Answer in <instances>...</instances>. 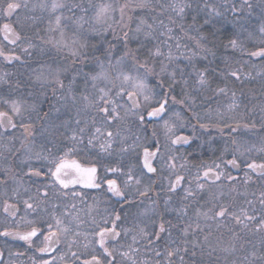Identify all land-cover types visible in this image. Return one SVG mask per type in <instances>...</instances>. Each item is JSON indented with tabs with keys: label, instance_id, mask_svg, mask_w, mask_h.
<instances>
[{
	"label": "snow or ice",
	"instance_id": "obj_1",
	"mask_svg": "<svg viewBox=\"0 0 264 264\" xmlns=\"http://www.w3.org/2000/svg\"><path fill=\"white\" fill-rule=\"evenodd\" d=\"M247 3V0H245ZM26 7L27 5H22L20 0H7L6 7L0 9V16H3L5 20H9L18 9L21 7ZM43 7V6H42ZM64 5L59 2V0H52L51 4V12L55 13L58 9H62ZM74 7H79L76 5ZM151 0H140L139 3L131 4L129 2H125L117 7L113 6L111 3H101L99 5H90L91 11L93 15L85 20L84 16L78 18L77 24L79 28H83L84 23H89L88 33H83L81 36H74L71 40H67L64 38L65 33L63 28H61V16H56L55 24L56 29H50L51 31L59 30L60 39L55 41H48V43H54L55 47L58 49H67L69 54L73 57L74 66L75 65H83L85 68H88V71L77 70L75 75L71 77L67 88L65 89V85L63 81L60 79L61 72L67 71V69H55L49 70V75L51 76V82H54L59 86L61 90L64 91V94L57 97L58 102H63L65 110H68L70 106H74L77 102H82L84 104V108L95 107L97 112L105 118V123H111L115 120L123 119L118 112V108L122 107L121 105H117L115 100L112 98L111 93L115 89V95L117 97L127 96L128 99L132 103V109H126V114L128 111L136 110L139 107V96L143 95L144 100L149 101V95L145 94L146 89L148 88L144 79H142L138 74L143 71L145 74L152 73L154 69L149 66L147 59L141 60L139 52L140 49L144 47V43L150 39L156 40L160 37H164V39L155 46L154 50L149 49V56L152 58H160L165 54L162 51V47L167 45L169 48L167 58L169 61H172V53L169 41H175V47L180 48V41L187 37L188 39L195 42V46L198 50L203 51L205 53L204 59H207L208 54L215 55L213 52V47H209V45L214 46V41L216 39L215 31H208L205 33L204 25H211L212 28H215L212 17H220L224 15L219 11V9L215 5H211L207 3L205 0L204 5H197V9L204 10L207 12L208 18L204 20L203 25L196 27V35L189 36L188 32L185 30L183 23L177 24L176 20L172 18V16H168L169 24L172 27H169L164 23L163 20L156 21V18L153 17L154 23H148L145 19H139L138 21H133V17L128 15L130 11H134L135 9H148L151 8ZM168 7L176 14V16L183 20L186 9H192V3L182 2L177 4L168 5ZM251 7V5H249ZM82 11L87 14L89 11L88 8L82 9ZM119 12V20H116V13ZM196 11V9H193ZM231 11L234 13H238L240 10L236 8L235 5H232ZM127 17V19H125ZM194 23L196 22L197 17H192ZM26 21L17 20L16 26L14 27L12 23H3L0 25V31L4 32V39L9 40L10 43L16 44L18 41L23 39L21 32L17 31L16 28L19 27L23 30L24 24ZM135 23L136 27L133 29L131 24ZM115 25V26H114ZM117 27L120 29V33H117ZM193 25H189L188 28H192ZM159 29H163V31H159ZM175 30H179L183 33V36L175 35ZM159 31V36L155 35V33ZM261 34H264V25H262L259 29ZM92 34L91 36L89 35ZM111 33L114 37V40H109L107 38V34ZM143 34L145 37V42H142L139 37ZM95 38L97 40V44L92 45L93 55H89V44L88 39ZM132 43H136L138 45L137 48H131L129 45ZM106 45V47H105ZM35 47V45L29 43L24 49V52H28L30 48ZM187 47V45H185ZM226 47H231L232 49H237L241 47L238 43L237 38L229 39ZM119 52V55H117ZM95 53H99V55H95ZM199 55V51L192 52L191 57H195ZM251 56H259L264 58V48H260L255 52L250 54ZM0 56H3L6 60H19L18 56L14 54H6L3 50H0ZM191 57L188 59L191 60ZM168 69V65L161 63V73L166 72ZM83 76V84L84 88L81 91L79 97L75 94V87L77 83V78ZM169 77L173 80V83H176V70L168 73ZM197 75V84L203 88L208 86L207 79V69L199 71L196 73ZM232 77L239 78L236 72L231 73ZM37 79H41L40 76H37ZM185 85L187 81H184ZM100 84H104V87H99ZM91 86L97 93V96L94 98H90L87 94L88 87ZM111 85V87H109ZM131 88L132 90H129ZM55 92V89H53ZM226 92L225 88H218L216 90V94H223ZM31 95V94H29ZM167 96V94H165ZM233 102L228 106L229 110L236 108L238 105L235 99V93L232 94ZM186 99L181 100V104L187 103L191 105H195L196 98L194 96L185 94ZM175 99V97H173ZM167 99L159 104V107L153 108L151 111L147 112V116L151 118H163L161 114L165 113L166 110ZM101 105H103L101 107ZM31 108L32 111L38 113V119L43 121L44 124L48 123V118L50 113L48 111L43 112V116H39V112L42 111L41 107H38L36 104L28 105L27 101L16 100L10 103L11 113L9 115L6 111H0V125L4 124L5 119L7 120V126L11 128H15L16 124L13 123L12 116H20L26 110ZM53 110L57 113L60 112L59 108H55L53 106ZM81 110H78L77 115L79 116ZM175 116L179 117L178 113H174ZM216 115L223 120L224 114L216 110ZM140 123L144 122V116L138 117ZM76 128L71 130V135L67 136L66 139L70 140L73 147L67 148L65 150L58 149L57 155L52 154V150L45 149L44 145L40 146V151L35 153L34 158L36 160H45L48 161L51 165L47 168L45 172L42 168H29L30 173H34L37 177L40 176H50L52 177L53 184H58L62 186L63 189L69 187V185L82 184L87 188L99 189L101 188L102 183H106L107 191L110 192L114 197L120 198L125 203V206H131L132 202L128 199L126 194V189L130 185L139 186L141 184V179L133 174V170L130 168L128 172L125 174L121 171L120 168H107L106 171L108 173H112L113 175H126L127 179L123 182V189L121 185L118 184L116 179H107L106 181L101 180L100 183L97 182V167L93 164L90 167H84L81 163L71 157H74L79 146L85 145L88 147H95L96 142L100 140L101 137H104V142L99 143V149L104 153H111L113 147L114 134L111 131L102 132L100 127L89 128L87 122H85V127H80L81 120H75ZM92 124L95 125V120L92 121ZM201 129H205L209 127L208 125L201 124L199 125ZM24 132L26 133L25 141H28L29 137H33L36 135L35 126L31 123L29 124H21ZM65 127H67V122L65 123ZM164 127L167 130L168 139L172 146L176 145H187L190 144L192 137L189 136H174V125H170L168 120L164 121ZM193 132H195L196 125H193ZM229 129L230 133L237 132L239 125L226 126ZM245 128L248 125H244ZM54 128V126H53ZM48 127H45L43 124L40 129L41 135L43 133L48 132ZM223 129H221L222 131ZM91 133L88 135V133ZM119 135V133H117ZM155 135V133H153ZM139 139V138H137ZM25 141L21 142L22 148L26 150L25 162L33 159L31 145H34V140L30 143H25ZM211 142V141H210ZM46 143H50V141H46ZM122 143L124 141L122 140ZM232 144L234 146V153L232 155V159L227 161V165H231L234 168H238V160L237 153L239 155H244V152L240 150V146L237 144L235 139L232 140ZM139 145L134 141L132 145H125L120 149V152L128 153L130 151H134ZM19 151V150H17ZM247 151V149H246ZM260 151H264V148L260 149ZM47 152V155L44 153ZM159 155V147H157L156 151H150L148 147L143 148V164H142V174H154L157 169L153 166V160ZM51 157V158H50ZM170 163L168 167L170 169L175 170L176 165L173 158H169ZM184 165H181L183 168ZM246 168L253 172H258L259 174L264 175V162L257 164L254 160L250 163H246ZM146 170V171H145ZM225 175L221 164H215L214 167L209 166L203 171V177L205 179L211 177L213 182L219 181L221 177ZM247 177V173H246ZM184 177L181 175H176L175 181L169 182L168 192L175 193L183 181ZM200 177H197V181H199ZM229 181L235 180V177L227 176ZM247 182V181H246ZM198 190L204 189V184L197 183L196 185ZM138 190V189H137ZM150 190L149 186H145L144 191L140 192V196L144 198H148L147 193ZM185 195L184 200H188L190 197H194V192L191 188L184 189ZM47 193L45 192V196ZM67 195V193H65ZM77 194H74V197ZM262 199L261 204H264V193H261ZM165 203V211L167 212H175L178 221H182L183 217H186L188 214V208L186 205H181L179 208L170 209L167 206L171 203V197L164 201ZM25 209L30 210L31 212H36L40 204L29 203L28 200L24 201ZM153 205H155V201H153ZM76 206L72 205L71 210H66L64 216L71 217L69 222L66 224L63 219L57 218L54 216L55 225L48 224L47 225V234L45 235L39 228L32 227L30 231L21 233L19 231H9L5 229L3 232H0V236H15L19 237V239L32 243V238L36 237L38 233L44 236V247L39 248L40 252H49L52 250V245L57 243L61 236H66L70 232H73L72 224L75 223L76 227L79 228L84 224V221L80 219L79 216H74L73 212L75 211ZM16 206L5 204L4 211L9 213L10 215L15 216ZM154 210V209H153ZM211 211V209L209 210ZM197 218L203 216L205 221L207 220H223L225 217H233L238 224H243L245 221H253L256 219L255 216H249L247 211L241 209L239 214L230 211L227 206H220L218 211H215L212 216L208 215V212H200L197 210L196 212ZM243 217V219H242ZM120 220V216L117 214L115 219L111 222V227H102L99 228V231L95 232V236L98 237L97 243L103 249V252L106 256H113L112 251H110L107 247H105V242L109 238V236L115 238L120 235V232L116 230L117 221ZM105 224L108 223L107 220L103 221ZM29 224L33 223V221H28ZM95 224V221H93ZM169 227H166L165 222L161 220L159 224V230L153 233H148L145 228L138 227L133 229H125V235L133 232L132 243L136 244L137 236L141 239H145L148 241V245L151 247L154 243L158 242L161 239V234L168 232L170 233V228L175 227L171 225V222H168ZM219 226V225H218ZM259 230H264V218L260 220L259 225L257 226ZM192 229V224H182L180 227V234L182 237H187L189 235V231ZM204 229L201 228L200 223L195 224V231L202 232ZM76 236L81 235L79 232L73 233ZM155 236L156 240L153 241L150 237ZM208 242V236L204 237V243ZM75 241L72 242L74 244ZM175 243V242H173ZM185 247L181 249V247H169L165 246L164 250L161 252L155 248H152L154 255L158 258L156 264H162V261H166V264H173V260L175 257L179 256L180 264H188V261H185L184 255H189V260L192 264H197V252L195 249L197 247L201 248V256H203V248L197 241L193 240L189 242L187 239L183 241ZM191 243V248L193 249L191 252L188 248V244ZM72 244H69V247H72ZM208 252V255L211 256L212 252L215 251L214 248H211ZM183 251L184 255H181ZM227 251V249H225ZM139 249L133 248L129 246L128 252H123L121 255L125 257L130 264H137L136 260L133 259V255L138 253ZM131 253V254H130ZM72 257L79 260L77 253L73 252ZM63 259V257H62ZM43 264H54V261H44ZM83 264H103L99 256L93 255L90 260H86ZM108 264H113V261H109ZM200 264H203L201 261Z\"/></svg>",
	"mask_w": 264,
	"mask_h": 264
},
{
	"label": "flooded vegetation",
	"instance_id": "obj_2",
	"mask_svg": "<svg viewBox=\"0 0 264 264\" xmlns=\"http://www.w3.org/2000/svg\"><path fill=\"white\" fill-rule=\"evenodd\" d=\"M1 33L2 36H4V32L2 31ZM9 46L12 48L11 43ZM0 50H3L6 54H13L8 52L6 47L4 49L0 47ZM241 53L244 62L242 64L227 66L225 68L223 66H211L209 68L201 67L199 71L207 68L213 70L210 71L213 73L212 75L209 77L207 75V87L201 88L197 84V71L194 72L189 68L184 74V81L186 80L187 84L185 85L183 81L182 90L184 98L182 99L185 100V94H188L196 98V103L195 105H191L186 101V103L183 104L186 128L182 131L175 132L173 136V139L175 136L181 135L192 137L190 144L173 146L174 152L178 150L183 152L184 163V169L178 174L183 176L184 179L175 193L168 192V188L165 187L166 178L159 175L160 168L157 163L159 155L153 161V165L157 169L156 173L147 175L142 174V150L140 156V172L143 177H140L142 183L139 186L142 189V186L147 184V186L150 187L149 192L153 191L151 195H149L148 192L147 196H153V199L157 201H165L170 196L171 203L169 206L171 209L179 208L186 203L188 214L186 217H183L184 223L187 217L196 213L195 210L199 209L201 204H206L207 196L201 193L204 190H198L196 185L198 182L205 184L208 180L213 182L211 177L207 179L203 177V171L209 167L208 163L210 160L211 162L215 160V164H221L224 173L227 174L225 177L227 182L229 181L227 176L230 175L235 177V180L231 181L233 182L231 185H233V187L235 186V188L229 186L232 188L231 190L235 192L246 191L243 187H238V184L234 185L235 181L238 180L236 176H243L247 173L248 180H250L254 175H262L258 172L248 170L246 164L241 163L238 159V168H234L231 165L225 166L227 161L232 159L234 153V146L232 144L233 139H235L237 143L239 140L243 139L249 148H255L256 140L264 135V58L251 56L250 54L252 52L246 50H242ZM0 59L10 63L15 61V59L6 60L3 56H0ZM250 59H257L259 64H248L247 62L250 61ZM232 72H236L239 78L232 77ZM161 88L164 89V93H166L167 96L163 95L162 99L153 108L159 107V104L167 99L166 110L162 115V119H164L168 116L169 111L172 110L170 103L172 102L170 96L172 92L170 88L172 87ZM218 88H225L226 92L223 94H216ZM233 93H235L238 106L229 110V105L224 103V100L231 104L233 102ZM223 97L226 99H223ZM140 108L139 103V107L136 110H140ZM217 109L224 114L223 120L216 115ZM0 111L5 110L1 109ZM144 118L151 128L159 127V122L162 120L161 118L150 120L147 118V113L144 115ZM60 120L61 117L59 116V123L55 124L54 128L51 126L48 132H45L41 136L43 137L41 141L45 149L50 148L53 155L58 154V149L65 150L73 147L71 141L66 139V137L70 136L71 130L76 128V119H72L71 126L67 125L66 128H56L57 125L62 126ZM13 123L16 124L15 120ZM201 124L208 125L209 127L201 129L199 126ZM193 125H196L195 132H193ZM236 125L240 127L235 133H230L228 127H226H235ZM244 125H248V127L245 128ZM68 126H70V128ZM80 127H83L82 123ZM221 129L223 130L221 131ZM20 130L23 135L26 136L23 128ZM15 131L16 128L10 127L9 129H5L0 125V232L8 229L9 231L24 233L30 231L32 227H36L46 235L47 225H55L54 216L63 219L66 224L69 222L71 217L64 216V213L66 210H71L72 205L76 206L73 215L79 216L80 219L84 221V224L77 228L75 223H73V232H70L66 236H61L59 241L52 245V250L49 252L39 251V248L45 246L43 242L44 236L40 233L32 238L31 244L19 239V237L0 236V264H43L44 261H54V264H83L84 261L90 260L93 255L99 256L103 264H108L109 261H113V264H130V261L121 255V253L129 251V246L139 249V252L133 255V259L136 260L137 264H151V262L154 261L153 258L142 255L143 250L141 238L139 236H137L138 243L133 244L132 236L135 233L130 232L125 235L123 231L125 229L140 227L142 220L137 217L138 214L136 211L133 213L134 215H128L126 208L124 209V201L120 200L118 197H114L108 192L106 183H102L99 189L87 188L80 184H70L68 188L63 189L62 186L53 184V178L50 176L44 175L37 177L34 173H30V167L33 169L42 168L46 172L47 168L51 165L45 160H30L25 162V158L22 160L17 159L14 152V147L18 145L16 144L18 140H14L15 135L13 132ZM38 132L39 131L36 130V133ZM31 139L32 137H29L26 143L31 142ZM46 141H50V143H46ZM144 141L146 143L150 141V144L148 142L147 145L144 146L148 147L150 151H155L157 147H159L160 154L161 150H163L164 142L160 143L157 138L153 140L152 138L145 139ZM228 147L231 148L232 153L227 156L228 158L225 157L222 163L219 159L224 157L223 152H225ZM262 148H264V146H262ZM36 149L40 150V147L38 146ZM95 151L96 146H85L84 150H80L79 147L75 156L71 158L78 160L83 165L91 166L94 164L97 166L98 183H100L101 180L116 179L118 184L121 185L122 190H124L121 179L110 177L109 174L103 173V165L108 161L105 160L106 153L99 152V154H97ZM256 151H258V147ZM174 152L173 155L175 154ZM207 152L211 157L208 161L205 160V154ZM194 153L203 157L202 160L196 161V159L193 158ZM44 154L47 155V152ZM100 155L104 156L103 160H100ZM254 161L257 164L264 162V151H262L260 155H257ZM198 176L200 177L199 181H197ZM185 188H191L195 194L194 197L184 200ZM248 190L254 191L253 186H248L247 191ZM128 191L131 192L132 189L128 188ZM128 191H126V194L130 198L131 194H129ZM45 192L47 193L46 196ZM65 193H67V195H65ZM74 194L77 195L74 197ZM110 199L114 202L113 208H110L109 204L106 203V201ZM25 200H28L29 203H33L34 205L39 203V209L34 213L30 210H26L24 205ZM5 204L16 206L15 216L4 211ZM117 214L120 216V220L117 221L116 230L120 232V235L115 238L109 236L106 240L105 247L113 253V256L108 257L97 243L98 237L95 236V232L99 231V228L102 227H111V222L115 219ZM158 216L160 220H162L163 213L159 211V213L156 214V217ZM105 220L108 221L107 224L103 222ZM28 221H33V223L29 224ZM93 221H95V224ZM177 226H179V224ZM74 232H79L81 235L76 236L73 234ZM262 237H264V235ZM73 241H75L74 244H72ZM69 244H72L71 248ZM257 250L259 253L257 256L259 264H264V245L261 247L259 246ZM73 252L77 253L79 257L78 261L72 257Z\"/></svg>",
	"mask_w": 264,
	"mask_h": 264
},
{
	"label": "rangeland",
	"instance_id": "obj_3",
	"mask_svg": "<svg viewBox=\"0 0 264 264\" xmlns=\"http://www.w3.org/2000/svg\"><path fill=\"white\" fill-rule=\"evenodd\" d=\"M153 1L154 0H151V4ZM195 1L196 0H186V2L193 3V4ZM199 1H201L203 3L202 5H204L205 0H199ZM261 1H263V2H261ZM20 2L22 3V5H27V6L26 7L22 6L20 9H18L17 12L9 20H5L3 18V16H0V20H1L0 24L2 25L3 23L7 22V23H12L14 26V23H16L17 20H23V17H25V16L28 19L32 18L30 21L32 24L35 25L34 30L36 33L35 35H37L36 36L37 41H32L33 43H31V44L35 45V47L31 48V50L33 49L36 52H38V55L37 54L34 55V61L33 62L36 63V61H38L40 59L39 54H42V53L44 54V57H50V58H48V60H46L49 62L46 63V61H44L45 62L44 65H41L38 68H36V69H38V71L36 72V74L34 76L35 86L32 89V91H30V94H32V95H30L28 97V99L31 101L28 102L26 99H23L22 97L14 96V95L2 96V97H0V110L3 109L6 112H8L10 115H12L10 103L12 101L22 100V101H27V104L29 106L32 104H36L38 107H41L42 111L39 112V116H43L44 111H48L50 113V115H49L47 124H44L43 121L39 120L38 119V113L35 111H32L30 107L28 110L24 111L22 113V115H20V116L13 115L12 116L16 122V127H15L16 131L13 132V134L15 135L14 140H16V139L18 140L16 142V144H18V145H16V147H14V152L16 154V158L22 160L27 155L26 150L24 148H22V145H21V142L25 141V136L23 135L22 131L20 130L22 128L21 124L33 123L36 126L35 129L39 131L38 133H36L34 138L32 137V139H31L32 141L34 140V145H31V150H32V155H33V159H31V160H36L34 158L35 153L40 151L36 148H38V146L40 147L41 145H43L42 141H41V139L43 137H41L42 135L40 133V129H41L42 124L45 127H48V129L51 128V126L53 128V126L55 124L59 123L58 117L60 116L61 118H63L64 123H62V126L57 125L56 128H61V127L66 128L64 126L65 123L67 122V125L71 126V124H72L71 118L73 116V118H75V119L81 120L83 118V120H84V121H82L83 127H85V122H87L88 127L90 129L93 127H100L102 132H105V131L113 132L114 140H113V147H112L111 151L116 150V153L119 155L118 157L121 160L120 161L118 160V162L115 163L117 165H113L111 163V157H110L111 153L110 154L106 153L105 154V157H106L105 160H108V161L103 165V173L104 174H109L110 177L121 179L122 182H124L127 179L126 175H113L112 173H108L106 171V169L107 168H120L121 171L126 174L128 172V170L131 168L133 170V174L140 178L142 176V174L140 172V169H141L140 156H141V153H142L144 146L147 145V143L150 141L145 143L144 138L141 135V129H143L145 127V120L143 123H140L138 117L141 115L142 116L146 115V113L151 108H153L162 99L163 95L165 96L166 93H164V89L161 88V84H159L157 82V83H155V85H153L151 73L145 74L143 71H141L138 74L142 79L145 80V82L148 86V88L145 91V94L149 95L150 99H149V101L146 102L143 98V95L139 96V103H140V107H141L140 110H132V111L127 112V114H129L128 116H130L129 118L136 120L138 122V125H139V127L136 129V133L134 134V137L131 138L126 132L122 133V132L113 131L112 127H111V123L106 124L105 118L102 117L97 112L95 107L84 108V104L82 102H77L74 106H70L68 110H65L63 102H58L57 97L63 95L64 91L61 90L59 88V86H57L54 82H51V76L49 75V70L50 69L51 70H55V69H60V70L67 69L68 70L71 67V65L74 66V61H73V57L69 54L67 49H58L57 47H55L54 43H48V41H50V40L55 41V40L60 39L59 30H54V31L50 30V29H56V24H55L56 16L62 17L61 28H63L64 33H65L64 38L67 40H71L74 36H81L83 33H88L89 23H84L83 28H79L77 21H78V18L81 16H84L85 20H88V18L93 15L91 8H90V5H99L101 3H111V4H113V6L118 8L119 5L124 4L125 2H129V3L134 5L136 3H139L140 0H78V1H71L73 4H70L71 2H69V0H59V2H61L64 5V7L62 9H58L55 13L51 12V10H50L52 0H20ZM159 2H162V1H159ZM182 2H185V0H163L164 8L159 9V12L157 13L158 16L155 17L156 21L163 20L166 25H168L169 27H172V25H170L169 21H168V16H172V18L174 20H176L177 24L183 23L189 9L185 10V15L183 17V20H180L176 16V14L168 7V5L182 3ZM256 2H261L258 4L264 5V0H247V3H245V0H207L208 4L215 5L218 9L221 10V13H223L225 15L226 14L233 15V17L237 21L243 20L242 18L247 19V17L244 15L245 11L243 10V8L248 9L249 5H251V8H252L253 6H255L254 4H257ZM6 3H7V1H5L4 3H0V9H3L4 7H6ZM76 5H79V7H74ZM232 5H235L236 8L239 9L240 11L238 13L232 12L231 11ZM84 8L89 9L87 14H85L82 11V9H84ZM132 13L137 16L136 17L137 21L139 19H145L148 21V23H154L152 18L155 15L152 16V9H150V8L144 9V10L135 9L134 11H130L128 13V15L132 16ZM254 17H256V15H254ZM257 17H258L256 20L257 24L254 27L253 31L251 33H249L250 35H253V36H246L248 38L247 41L249 40L248 42H250L251 40H252V42H255V40H257V41L263 40L264 41V34H261L259 31L260 27L262 25H264V21H263L264 20V7L260 9V12H259ZM115 19L119 20V12L118 11L116 13ZM125 19H127V17ZM32 20H34V21L32 22ZM134 21H136V20H134ZM27 25H28V23H27ZM24 26H25V24H24ZM131 27L134 29L136 27V24L135 23L131 24ZM24 28L25 27H23V29ZM26 29H28V27ZM159 31H163V29H159ZM1 32L2 31H0V35H1L0 36V47L4 49L5 47H8L10 45L11 37L9 38V40H5L4 36H2ZM117 33L118 34L120 33L119 27H117ZM174 34L175 35H179V34L181 35V32L179 30H175ZM256 34L258 36H256ZM89 35L91 36L92 34L89 33ZM157 36H159V33ZM107 38L109 40H114L116 37L107 36ZM140 38H145V37L143 36V34H141ZM163 39H164V37H163ZM94 40H96V39L95 38H89L88 39L89 55L94 54L93 49H92V45L98 43L97 40H96V43H93ZM157 41L160 43L162 41L161 37L159 39H157ZM189 43H193L195 45V42L188 39L187 37H185V42L180 41V44H181L180 48L175 47V41H169V44L172 45V47H171L172 61L171 62L167 58V54L169 51L168 46L165 45L162 47V51L165 54L164 57L167 61H169L166 64V65H168V69L163 74H166V76L169 77L168 73L172 72L173 70H176V83H173V80H172L170 82V84L168 85L169 86L168 88L172 87V88H170L172 90V92L170 94V96L172 98V102H170L172 110L169 111L168 116L165 117L164 119H162L158 125L159 127L161 126L160 127L161 128V134H162L161 140H163V142H164V147H163V150H161V152L159 154L157 163H158L159 168H160L159 175H162L166 178V180H165V187L166 188H168L170 181L174 182L176 175H178L181 172V169H179L181 167H178L176 165V162H175V165H176L175 170L170 169L168 167V164L170 163L169 158L170 157L175 158L176 156L174 157V155L175 154L177 155L178 151H176V149H175L176 152H174V148L168 139L167 130L164 127V121L168 120L170 125H174V133L177 131H182L183 129L186 128V125H185L186 120H185V116H184V112H183V104L180 103V101L183 100L182 98H184V96L182 94L183 90L181 87L178 86L179 84H178L177 80H179V77L181 79L182 78L184 79L185 71H184V69L182 70V66H183L182 62H185L186 65L187 64L189 65V62H188L189 60L187 58L188 56L189 57L191 56V55H189V52H191L192 50H195V52H196V46H195V48L192 46V48L190 50ZM14 45L15 44H12L13 48H14ZM185 45H187V47H185ZM129 46L131 48H134L131 45H129ZM105 47H106V45H105ZM178 49L183 54L182 58H181V55H179V53L177 54ZM197 51H198V49H197ZM173 54L176 56H174ZM95 55H99V53H95ZM117 55H119V52H117ZM185 57L187 58L186 61H185ZM197 57L199 58L200 56L198 55ZM149 66L154 69V66H151V65H149ZM74 67H76V68L74 69L73 75H75L77 70H82V71L86 70V68L83 65H75ZM185 68H187V67H185ZM66 72L65 71L61 72V76H60L61 80L64 79ZM37 76H40L41 79L38 80ZM79 78H83V76L81 75ZM181 82L183 85V80ZM54 85L56 87L52 88ZM38 87H39V89H38ZM99 87H104V84H100ZM109 87H111V85H109ZM83 88H84L83 81H81V83H78V82L76 83L75 94L78 97H79L81 91L83 90ZM53 89H55V92L53 91ZM40 90H42V91H40ZM129 90H132V89L129 88ZM115 92H116V90L114 89L113 92L111 93V96L115 100V103L117 105L122 106V107L118 108L119 114H120L121 109H125V110L126 109H132V105L129 103L128 97L127 96L117 97L115 95ZM161 92H162V94H161ZM51 93H53L52 96H50ZM87 94L90 96V98H94L97 96L96 91L94 89H92L90 85L88 87ZM173 97H175V99H173ZM223 99H226V98L223 97ZM224 103H226L227 105H230L229 102H227L225 100H224ZM53 106L55 108H59L60 112L59 113L55 112L53 110ZM102 106L103 105H101V107ZM78 110H81L79 116L77 115ZM174 113H178L179 117L175 116ZM93 120H95V125L92 124ZM37 124H38V126H37ZM70 126H68V127L70 128ZM150 128H151V126H150ZM117 133H119L120 135H117ZM88 134L90 135L91 133L89 132ZM137 138H139V139H137ZM151 138L154 139V137H151ZM156 138H158V136ZM259 138L260 139L256 138L257 140H256L255 148H252V147L249 148V146H247L245 144V141L243 139L239 140V142L237 144L240 146V150L242 152H244V155L241 156L238 153L236 155H237V159L241 163H245V164L250 163V162H252V160H254V158H256L257 155L261 154L262 151H260V149H262V146H264V135L262 137H259ZM104 139H105L104 137H101L100 140L96 142L95 153H97V154H99V152L103 153L99 149V143L104 142ZM122 140L124 141V143H122ZM134 141L139 145L134 151H130L128 153H123V154L120 152V149L122 147H124L125 145H132ZM25 143H26V141H25ZM85 146H86V140H85V145L79 146L80 150L81 149L84 150ZM257 147H258V151H256ZM246 149H247V151H246ZM253 149H254V151H253ZM17 150H19V151H17ZM173 152L175 153L174 155H173ZM231 153H232L231 148L228 147L227 150H225V152H223L224 157L219 159L220 162L223 163L225 160V157L231 155ZM100 157H101L100 160H103L104 156L100 155ZM95 158H96V155H95ZM124 158H128L126 168L123 167V165H120V163L123 162ZM137 158L139 160L138 161L139 164L134 162V160L136 161ZM182 162H183V160H182ZM215 163H216L215 160L213 162H211V160H210V162L208 163V166H215ZM183 165H184V163H183ZM226 175L227 174L225 173V175L223 177H221V179L219 181H216V182H211L210 180L206 181V183L204 184V189H203L204 191H202L201 193L205 194L207 197L209 196V198L206 200V204L205 205L201 204L199 209H196L195 212H197V210H199L200 212H208V215L212 216L215 211L219 210L220 206H227L230 209V211L235 212L237 214H239L241 209H244L247 211L249 216H255L256 219L253 221H245L243 224H238L233 217H225V218H223V220H217V221L212 222V220L205 221L203 216L197 218L196 213H193L194 215H192V216L190 215V217L186 218L187 220L185 223H184V221H181V223H179V224H181V226H182V224H189V223L192 224V229H190L189 235L187 237H182L181 234H180V236H178L179 239L181 240V243H180L181 245H178V246L181 247V249H183L185 247V245L183 243V239L184 240L187 239L189 242L195 240V241H197L203 245L202 248L204 246H207V245H211V247L214 249L218 248L220 256L224 257V256H228V254H230V253L235 252L238 244L243 243V242H247V241L252 240V239L255 241L257 238L259 239V236L264 235V230H259L257 227L260 223V220L262 218H264V204H261V199H262L261 193H263V190H264V184H263L264 176L263 175H260V176L254 175L251 177L250 180H248V177H246V175H243V176L242 175H239V176L235 175L236 177H238L237 178L238 180L235 181L234 185L238 184L237 185L238 187L239 186L243 187V189L246 190L245 192H243V191L235 192V191L231 190L232 188H235V186L233 187V185H231V184H233V182H231V181L227 182L225 180ZM141 183H142V180H141ZM250 184L253 186L254 191L253 190L247 191V187L251 186ZM145 186H147V184ZM145 186H142V189H141L140 186H136L134 184L130 185L128 188L132 189L131 192L128 191V188L126 190L124 189L125 191H128L129 194H131L130 198L129 197L128 198L130 201H132V205L131 206H125L124 209L126 208V212L128 213V215H131V214L134 215L133 213L136 211V213L138 214L137 217H139V219L142 220L140 223V227L145 228L146 231L149 233L150 231H152L151 229H153L154 224L157 223V222H155L154 219L157 218L156 214H158L160 210H159L158 201L154 200L153 196H148V198H144V197L140 196L139 193L144 191ZM229 186H231L232 188H230ZM135 200H137V201H135ZM153 201H155V205H153ZM210 202L214 203L213 207L210 208L211 211H209V209H208V206H209L208 204H210ZM106 203L109 204L110 208L114 207V202L112 199L107 200ZM184 205H186V203H184ZM259 214H261V215H259ZM242 219H243V217H242ZM196 223H200L201 228L204 229L202 232L195 231V224ZM158 224H159V222H158ZM158 224H156V225H158ZM211 226H212V228H214L213 231H215L217 233L210 230ZM217 228L219 230H216ZM223 231H226L227 233L224 235ZM213 233H215L216 235L213 236ZM205 236H208V242L207 243H204V237ZM141 244H142V250H143L144 239H141ZM187 246L191 252L193 250L191 248V243H189ZM206 249H207V247L203 248V253L206 252ZM225 249H227V251H225ZM195 251L197 252L196 259H198V257H199V259L202 260V257L204 258V254H203V256H201V248L197 247L195 249ZM252 251H253L254 255H256L258 252L257 249H253ZM146 254H147L146 251H143L142 255L146 256ZM181 254L184 255L183 251L181 252ZM157 259H158L157 257L153 258L154 261H157ZM184 259H185V261H188V264L189 263L192 264V262L189 260V255H184ZM233 264H234V262H233Z\"/></svg>",
	"mask_w": 264,
	"mask_h": 264
},
{
	"label": "trees",
	"instance_id": "obj_4",
	"mask_svg": "<svg viewBox=\"0 0 264 264\" xmlns=\"http://www.w3.org/2000/svg\"><path fill=\"white\" fill-rule=\"evenodd\" d=\"M5 1H7V0H0V3H4ZM71 1H78V0H69V2H71ZM159 1H162V2H159ZM195 2H194V4L192 3L193 7H192V9H189L188 13L186 14L185 20L183 22L185 30L188 32L189 36H195L196 35V30H195L196 27L203 25L204 20L208 18L206 11L197 9V5H200L201 9H202L203 3L199 0H196ZM261 2H263V1H261ZM261 2H256V3L258 4ZM70 4H73V3L71 2ZM257 4H254L255 6H253L252 8L251 7H249V8L247 7L248 9L243 8V10L245 11L244 15L247 17V19L242 18L243 20H241V21L235 20L233 15H230V14H226V15L224 14L220 17H212L215 28H212L211 25H204V31H205V33H207L208 31H215V33H216V39L214 41V46L209 45V47H213V52L215 53V55L208 54L207 59H204L205 53L203 51L198 50L200 57L198 58L197 56H195V57L190 56L191 60L188 59L189 65L188 64L186 65L185 62H182L183 63L182 70L184 69V71L186 72L189 68H191L192 71L198 72L201 67H208L209 68L211 66H213V67L214 66H223L225 68L227 66L242 64V63H244L243 62V56L241 53L242 50L254 52L260 48H264V41L263 40L262 41L255 40V42H252V40H251L250 42H248L249 40L247 41L248 38L246 37V36H253V35H250L249 33H251L253 31L254 27L256 26V24H257L256 20L258 18L257 16L260 12V9L264 7L263 4H258V5ZM151 5H152V7L150 9H152V16L155 15L154 17H157L158 16L157 13L159 12V9L164 8L163 0H154ZM193 9H196V11H193ZM219 11L221 12L220 9H219ZM254 15H256V17H254ZM193 16L197 17L195 23L192 19ZM132 17H133V21L134 20L137 21V19H136L137 16L135 14L132 13ZM31 19H28L26 16L23 17L22 21H26L25 26H24L25 28L23 30L19 29V27L16 28L17 31L21 32L23 39L21 41H18L14 45V48H13V46H12V48H10V46L6 47L8 52H12L15 56H18L20 59L15 60L14 62H11V63L10 62H4L3 60L0 59V97L6 96V95H9V96L14 95V96L22 97L23 99H26L28 102L31 101L28 99V97L30 96L29 95L30 91H32V89L35 86L34 76H35L36 72L38 71V69H36V68H38L41 65H44L45 64L44 61H46V60H48V58H50V57H44V54L42 53V54H39L40 59L38 61H36V63H34L33 62L34 61V55H36V54L38 55V52H36L33 49L31 50V48L29 49L28 52L23 51V49L29 43H33L32 41H37V37H36L37 35H35L36 33L34 30L35 25L31 23V21H30ZM33 21L34 20H32V22ZM0 23H1V20H0ZM27 23H28V25H27ZM132 24H134V23H132ZM189 25H193V27L188 28ZM14 26H16V23H14ZM27 27H28V29H26ZM158 33H159V31H157L155 33V35H158ZM107 36L110 37L113 35L111 33H109ZM179 36H183V34L181 33V35L179 34ZM256 36H258V35L256 34ZM232 38H237L238 43L241 45V47H239L237 49H232L231 47H226L229 39H232ZM139 39L142 42H145V38L139 37ZM161 39L163 40V37H161ZM181 42H185V37L181 40ZM93 43H96V40H94ZM156 44H159L157 39L156 40L150 39V40L146 41L144 43V47L140 49L139 55H140V58L142 61L147 59L148 64L151 66H154V71L151 73L153 85H155V83L158 82L159 84H161V87L163 86L164 88H167V87H169L168 85L170 84L172 79L170 77L166 76V74L161 73V63L167 64V62H169V61H167L164 56L160 57V58H155V59L149 56L148 50L149 49L154 50V47ZM130 45L134 48L138 47V45L136 43H132ZM189 45H190L189 46L190 50H191L192 46L195 48V45L193 43H189ZM242 48H244V49H242ZM196 51H197V48H196ZM192 52H195V50H192L191 52H189V55H191ZM178 53H179V55H181V58H182L183 54L180 52L179 49L177 50V54ZM174 56H176V55H174ZM255 57H257V56H255ZM187 58H189V56ZM187 58L185 57V61ZM244 59H246V58H244ZM47 62H49V61H46V63ZM247 63L248 64H259V61L257 59H255V60L250 59V61H248ZM73 67L74 66L71 65V67L67 70L66 75L64 76V79H62L63 83L66 84V85L64 84L65 88L67 87L69 80L71 79V77L73 75L74 69L76 68V67H74V68ZM185 67H187V68H185ZM208 68H207V75L209 77L210 75L213 74L210 71H213V70H210ZM88 70L89 69L86 68L85 71H88ZM78 78H77L78 83H81V81H83V79H84V77L79 78V79ZM182 80L184 81V79L183 78L181 79L180 77H179V80H177L178 84H179L178 86L181 88L183 86L182 82H181ZM55 87L56 86L54 85L52 88H55ZM38 89H39V87H38ZM40 91H42V90H40ZM53 93H51L50 96H52ZM128 115L129 114H126L125 109H121L120 116L123 117V119L115 120V121L111 122V127H112L113 131L122 132V133L126 132L131 138H133L134 134L136 133V129L139 127V125H138V122L136 120L130 119L129 118L130 116H128ZM72 119H73V116L71 118V122H72ZM82 121H84L83 118L81 119V123L83 124ZM60 122L64 123L63 118H61ZM37 126H38V124H37ZM153 133H155V135H153ZM141 134L144 137V140L150 139L151 137H154V139H156V137L158 136L157 139H159L160 143H163V141L161 140L162 139L161 138L162 137L161 136V128L160 127L150 128V126L147 124L146 121H145V127L143 129H141ZM149 144H150V142H149ZM118 156L119 155L116 153V150L111 151L110 157H111V163L113 165H117L115 163L118 162V160L119 161L121 160ZM175 156L176 157L174 158V161L176 162V165L178 167H181V165L183 164V162H182L183 152L178 150V153H177V155L175 154ZM193 158L196 159V161H201L203 157H200V155H197L196 153H194ZM210 158H211L210 154L207 152L205 154V160L208 161ZM127 161H128V158H124L123 162H121L120 165H123V167L126 168ZM138 161H139L138 158L136 161L134 160L135 163H138ZM183 168H179V169H181V172H182ZM152 193H153V191L149 192L150 195ZM208 198H209V196L207 197V199ZM158 205H159V210L163 213L162 220L165 222L166 227H169V225H168L169 221L171 222V225H173L175 227L170 228V233H171L170 235L168 232L162 233L161 239L158 242L154 243L151 247L148 245V241L144 239L143 251H146V253H147L146 256L151 257V258L156 257L152 251V248H155V249L160 250L162 252L166 245L169 247H172V248L177 247L178 245H181L180 244L181 240L178 237V236H180L181 224H179V223H181V221L177 220L176 213H171V212L165 211V203L163 200H159ZM208 205H207L208 209L210 210V208L213 207L214 203L210 202V204H208ZM167 207L171 209V207L169 205ZM259 215H261V214H259ZM182 221H183V218H182ZM155 222H157L156 224H158V222L160 224L161 220H160L159 216L156 218ZM212 222H213V220H212ZM156 224H154L153 229H151L152 231H150L149 233H153V232L159 230V224L158 225H156ZM178 224H179V226H177ZM212 226H211L210 230L213 231L214 228H212ZM216 230H219V229L217 228ZM213 232H215V231H213ZM223 232H224V235L227 233L226 231H223ZM215 233H217V232H215ZM215 233H213V236L216 235ZM150 238L153 241L156 240L155 236H151ZM183 241H184V239H183ZM173 242H175V243H173ZM199 244L202 245L201 243H199ZM262 245H264V237L259 236V239L257 238L255 241L252 239V240H249L247 242H243V243L238 244L235 252L230 253V254H228V256H224V257L220 256L218 248H215V251H213L212 255L209 256L208 252L211 249L209 248V245H207V246H204V247H207L206 252L204 253L205 259L202 257V260H200L198 257V259H196L197 264H200L201 261L203 262V264H233V262H234V264H259V261H258L259 259H257V256L259 255V253L257 252V254L254 255L252 250L253 249H259V246L261 247ZM250 258H251V260H250ZM151 264H156V261L151 262ZM162 264H166V261H162ZM173 264H180L179 256L174 258Z\"/></svg>",
	"mask_w": 264,
	"mask_h": 264
},
{
	"label": "water",
	"instance_id": "obj_5",
	"mask_svg": "<svg viewBox=\"0 0 264 264\" xmlns=\"http://www.w3.org/2000/svg\"><path fill=\"white\" fill-rule=\"evenodd\" d=\"M128 101H129V103L132 105V103H131V101L128 99ZM10 115V114H9ZM161 115H163V114H161ZM147 118L148 119H158L159 117H157V118H151V117H148L147 116ZM12 119H13V117H12ZM13 121H14V119H13ZM5 129H9L10 128V126H7V120L5 119V121H4V124L2 125ZM156 151V150H155ZM155 159V158H154ZM154 161V160H153ZM142 163H143V154H142ZM82 166H84V167H90V166H87V165H83V164H81ZM92 166V165H91ZM154 166V165H153ZM97 167V166H96ZM97 171H98V168H97ZM80 185H82V184H80Z\"/></svg>",
	"mask_w": 264,
	"mask_h": 264
}]
</instances>
